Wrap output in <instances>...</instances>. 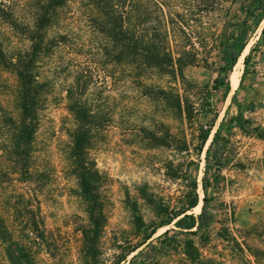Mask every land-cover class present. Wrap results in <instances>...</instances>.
I'll return each mask as SVG.
<instances>
[{
    "label": "rangeland",
    "instance_id": "1",
    "mask_svg": "<svg viewBox=\"0 0 264 264\" xmlns=\"http://www.w3.org/2000/svg\"><path fill=\"white\" fill-rule=\"evenodd\" d=\"M0 1L5 5L1 6L3 13L0 12V42L11 52L23 37V27L31 18L36 0ZM76 9L71 5L62 13L66 36L90 44L84 13L78 14ZM261 10L264 0H234L210 15L211 31L219 34L223 42L232 44L244 33L247 42L234 66L222 74L227 77L226 85L209 95L205 90L194 93L197 105L209 99L211 112L204 117L196 115L183 126L169 120L162 108L141 95L142 89L136 88L130 79L118 80V71H111L114 77L109 75V69L92 71L88 98L100 101V120L104 122L89 153L101 177L106 216L100 239L104 264L116 262L119 254L126 257L119 264H264V34H261L264 17L259 20ZM8 19L16 20L15 30L6 23ZM253 44L252 58L245 66L244 56ZM212 46V52L216 53L215 45ZM93 53H97L95 48L90 49V54ZM67 58L73 57L62 51L45 64L51 70L54 90L41 114L35 138V173L31 183L16 179L3 150L4 135L0 132V217L5 219L17 243L26 242L23 220H30L34 234L29 236L27 244L34 264H82L78 255L81 230L88 221L64 153L69 141L66 132L71 126L63 99L64 86L69 76L68 66L73 64H67ZM218 64L223 65L222 61ZM184 75L198 87H211L219 78L216 68L200 65L188 67ZM8 78L11 80V76ZM248 96L250 99H246ZM5 106L8 111L12 109L9 102ZM215 111L217 115L211 123L209 118ZM172 124L170 131L176 138L186 140L189 151L182 154L183 158L175 156L177 160L168 166L173 153L165 144L168 125ZM209 125L212 126L208 139L198 152L195 146L199 142V130ZM214 134L215 148L210 155L214 164L206 169L205 150ZM153 136L159 137V141ZM192 181L197 184L198 203L187 213L206 216L208 223L195 235L174 228L172 223L157 229L147 246L134 252L123 248L125 242L136 238L131 226L133 202L148 222L154 214L142 200L145 194L158 203L176 207ZM203 197L207 198L205 204ZM26 207L30 213L25 218ZM166 229L179 231L176 243L164 246L160 243L163 237L156 238ZM40 230L50 241L49 248L42 245L38 237ZM187 239L193 240L199 252L196 260L185 255ZM8 252L0 240V264H9Z\"/></svg>",
    "mask_w": 264,
    "mask_h": 264
},
{
    "label": "trees",
    "instance_id": "2",
    "mask_svg": "<svg viewBox=\"0 0 264 264\" xmlns=\"http://www.w3.org/2000/svg\"><path fill=\"white\" fill-rule=\"evenodd\" d=\"M233 1L36 0L32 4L31 18L23 27L19 45L9 52L0 42V132L4 135L3 150L10 160L12 172L18 177L16 179L24 183H31L33 180L35 138L41 114L50 102L54 90L51 70L45 64L61 55L62 51H67L73 57L67 58V64H73L68 66L69 76L65 78L63 96L71 120V126L66 132L69 141L64 153L71 174L76 179L78 195L88 221L81 230L78 255L82 264H104L100 239L106 216L100 192L101 177L89 156L104 122L100 120L102 104H99V100L92 101L88 98L92 71L109 69L108 73L112 77L111 71H118V80L130 79L136 88L142 89L139 90L141 95L153 101L157 107L160 106L169 120L178 122L180 126L185 122L191 123L196 115L204 117L211 112L209 99L197 105L194 93L205 90L209 95L211 91H217L219 87L226 85L227 77L222 74L234 66L247 42L245 33L232 44L223 42L221 36L212 32L209 26L210 15ZM71 5L77 8L78 14L81 11L84 13L90 44L80 43L66 36L62 13ZM1 6H5L2 1L0 12L3 13ZM261 11L263 14L259 20L264 17V10ZM6 23L12 30L17 28L16 20L8 19ZM261 34H264V27ZM92 45L97 51L93 55L90 54V49H94ZM212 45H215L216 53L212 52ZM254 46L255 44L244 56L245 66L252 58ZM218 61H222L223 65L218 64ZM198 65L216 68L219 78L214 80L211 87H198L185 77V69ZM7 76H11V80ZM246 99H250L249 96ZM8 102L12 104L10 111L5 106ZM216 115L215 111L209 118L211 123L215 121ZM238 124L241 125V122L238 121ZM211 126L199 130V142L195 146L198 152L202 151ZM170 128H173V124L166 129L168 140L165 146L173 153L168 166H172L173 161L177 160L175 156L183 158L182 154L189 151L186 140L180 136L176 138ZM215 136L216 134L205 150L206 169L214 164L210 155L214 152ZM153 139L159 141L157 136H153ZM173 175L172 178H176ZM205 180L206 171L202 177V181ZM196 187V182L192 181L189 191L176 207L162 201L158 203L145 194L142 200L151 207L154 214L153 219L148 222L143 220L133 202L131 226L136 231V238L133 242H125L123 248L134 252L147 246L157 229L172 223L174 228L195 235L197 230L208 223L206 216L203 218L187 213L198 203ZM205 187L203 184V191ZM202 201L205 204L207 198L203 197ZM11 210L17 212L16 208L12 207ZM29 213L30 210L26 207L25 218ZM40 224H43L42 221ZM23 230L26 242L17 243L13 240L5 219L0 217V240L9 251V264H34L27 244L34 230L28 218L23 220ZM178 232L166 229L156 238L160 240L163 237L160 243L166 246L176 243ZM38 235L42 245L49 248L50 241L45 233L40 230ZM185 247L186 256L193 260L199 258L193 240L187 239ZM118 257L111 264L126 261L124 254H119Z\"/></svg>",
    "mask_w": 264,
    "mask_h": 264
}]
</instances>
